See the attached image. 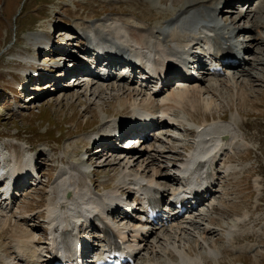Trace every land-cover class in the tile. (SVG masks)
<instances>
[{"label": "bare ground", "instance_id": "obj_1", "mask_svg": "<svg viewBox=\"0 0 264 264\" xmlns=\"http://www.w3.org/2000/svg\"><path fill=\"white\" fill-rule=\"evenodd\" d=\"M128 1L131 2L130 0ZM161 1L164 2L165 0ZM174 1L175 4L173 3V5H178L177 0ZM210 1V6H212L213 13L216 16H221L222 14L227 13V16L229 15L231 19L233 18L232 22L234 24L239 23L241 20L248 19L249 21H252V19L248 18L250 13L247 11L244 13L240 12L238 17H233L234 11H236L235 2L237 0ZM259 5H261L264 9V1L260 2ZM206 6L207 2L205 4L203 0H186L183 5L177 9L179 12L174 18L175 21L173 20V24H178L179 20L184 18V15H186L190 10ZM224 7H228V9H223ZM198 17L199 16H196L193 21L183 19L180 26L173 25L171 30L166 34L162 33L161 30L156 31L152 26H145L135 21L132 23L130 17L129 19L127 18L128 21H125L117 16H109L103 19L101 18L98 22L96 21L92 24L89 23L88 25H82L80 28L85 30L87 34L88 32L94 31L98 37L109 41L107 45L114 50L111 51V53L114 54L129 53L137 56L140 60L145 61L147 60L149 54L153 52L155 55L153 63L158 67L161 66L159 68V73L161 75L164 74V67L162 65L163 60H165L166 57H180L184 55H192L196 57L200 56L197 52L204 49V45L207 44L208 38L211 39L213 45L216 44L220 46L226 44L228 40H230V38L225 39L224 35L236 32L238 35H242V33H246L254 29L258 32L256 39H264L262 34V31L264 30V22L261 20L257 19L256 21H252L249 26L244 25L243 27H233L232 25L222 23L215 18L213 20H209V24L202 25V27L199 28L198 23L200 20H198ZM203 18L206 19V16ZM64 22L68 23V21ZM159 22L160 21H157V23ZM163 22L166 23V20ZM65 26V23L62 25H60V23H56L52 34H55L61 27H63V31L66 30L67 28L64 29ZM155 27H159V24H155ZM192 28H196V31H191L190 29ZM59 31L63 32L61 30ZM69 31L71 32L72 28L69 29ZM74 34L75 35L72 37H77L76 33ZM51 36L52 35L48 32L45 39L41 34L31 36V41L34 44L38 43L35 44V53L53 52V55H46L52 61L67 59L63 65L64 69H61L66 71L64 80H67L68 78L70 79V75L73 72L81 74L83 72L87 73L85 74V79L89 76L92 77V75L89 74L90 70L86 69L84 61L82 64L78 61H74L73 68H68L70 65L69 63H71L68 57L72 55H67V53L64 52L67 50L65 45H71L73 43V45H76V42H74L76 39L68 38L65 45L60 46L55 43L52 44V41L50 40L52 38ZM47 46L51 47L47 49ZM246 48H249V46L246 45ZM77 57H75V60ZM112 61L113 64L118 62L119 56L113 55ZM245 63L246 61L244 60L236 66L243 67L241 75H235L236 73L230 74L229 72L226 77L216 80H209L206 78L207 75H203L199 78L190 79L185 83H180L178 86L173 87L170 90L169 88H164L160 91H150V88L146 86L137 85L135 76L122 77L118 80L121 84H108L107 86L98 83H107V80L100 77H92L93 79L95 78L94 80L91 79L92 82L77 78L72 84L73 88L86 86V90H91L89 96L88 94L73 95L77 103H81L82 96L87 97L89 102L85 107V112L92 111L96 115V111L93 110L96 106V98H103L102 95L104 93H108V95H110V100H107L109 102H106L107 106L110 105V107L103 110L104 115L100 116V122L102 124H100L101 126H99L96 133L93 132L90 135L93 140L90 141V139H88L89 145L87 144L86 152L89 154L88 160H94V158L98 155H103L104 158L108 155L106 160L107 163L111 166L115 165L114 167L120 166L121 168H119L121 169V172L119 175L121 183L118 180L120 186L114 190L111 189V191L107 188L104 189V191L96 190V183L93 184L95 186L93 189L91 187L80 186V175L85 171V167L82 162L78 164L72 163L71 165L60 167V171L58 175H56L57 177H55L56 179L53 184L54 190L51 188L52 193L55 194V198L52 201H49L45 212V218L41 222L37 223L36 219L43 214L40 212L26 211L25 216H17L18 219L22 220L25 226L17 220L14 222L15 224H19L21 226H17L18 229L21 228V230H15L11 236L15 241L16 250L13 252L16 255L15 259H18V261L24 264H42L45 251L44 248L46 245L55 243L59 241L60 237L64 236L69 237L71 243L73 241V237L75 236L74 230L81 229L82 231L84 223H88L90 218L96 219V221H100L103 224V220L108 218L107 214L110 215L111 213H120V195L123 193L127 194L128 197L135 195L136 200H142L141 196L146 195L148 197L149 195V201H154L156 204H159L164 199L165 195L169 193V185L178 186L179 183L181 185V178L182 180H185V185L183 188L179 185L180 188H176L174 190V195L177 193H183L186 190H192L193 186L196 185V182L199 184L197 188L198 190L208 188L213 189L218 183L219 175H221L219 166L222 164L223 157L227 156L229 151L239 148L243 141H245L244 137H239L237 133L238 131L236 130L237 127L242 128V123H238L237 114L240 115V113L238 112L237 114L232 115L229 120L220 118L219 120L213 119V121L210 122L205 120L197 124L195 121L189 119L190 112L198 111L200 107H203L206 111L211 110L213 106L218 105L216 98L218 95H221L220 92L225 87H231L236 94L234 95L232 90H230V93L236 97L243 95V90L239 92V87H242L241 81L244 82L249 80V78L254 77V74L250 73L249 70L244 67ZM58 64L59 63L55 64V68L59 66ZM48 75L51 76V74ZM170 75H173V72H170ZM44 76L45 74L43 73V77ZM29 79L30 81L35 80L33 76L29 77ZM60 79L61 78H57L55 82H58ZM96 79L97 81H95ZM61 80H63V77ZM162 80H167V82L170 83L173 80V77H170L165 73ZM259 80L262 79L260 78ZM96 86L98 88L95 89ZM37 88L39 87L37 86ZM59 89L60 88H58V90ZM114 92H118V94H115ZM84 93L87 92L85 91ZM1 95L2 97H5L6 93L1 92ZM245 98L246 97L243 99ZM111 100L114 102L113 105ZM117 106L119 108H117ZM188 107L190 112L188 109V111L186 110ZM152 112L155 115H159V121H157L156 124H159L160 126L162 125V127H160L161 129L168 126L174 127L176 119L177 121H180L179 119H183L184 121L196 123L197 128L204 125L203 129L197 131L195 147L187 154V157H183L180 160L179 164H176L174 160L175 158L170 156L172 154V150H169V148L164 146L156 147L153 145V142H151L154 140L157 143L165 144L166 141L169 142L171 138H176L166 132L154 134L152 137H150L149 132L145 133L139 139L141 144L135 147L134 150L128 151L127 153L117 154L114 151L115 147H113L112 144H108L100 151L96 149V143H100L111 138L107 137L106 132L107 129L113 128L115 122L126 124L127 119H122V117L119 118L121 115L131 114V117H141L144 116L145 113ZM179 113H181L180 116L178 115ZM173 115L178 116L179 118H173ZM171 120H173V122ZM166 122L172 124H167ZM187 132L193 133L194 131L187 129ZM225 135L226 138L222 137ZM208 150H210L209 155L212 156L210 158L211 165L207 164L204 159V154ZM175 153L180 154L177 151H175ZM44 157V151L35 153V165L40 167L43 176L44 167L52 160V157H46L47 161L42 165V163H39L38 158ZM231 157L232 156L229 157L230 159L228 158L227 162L233 160ZM161 158L165 160H161ZM158 162L160 164H158ZM165 162L167 163L165 164ZM233 163L234 162H230V164L226 166V173L236 170ZM14 168L17 169L20 174L23 172L26 174L24 169H27V163L22 160L20 165ZM176 171H178V173ZM180 174H182V177H180ZM22 182L23 180H20L19 183ZM226 182L227 180L225 183ZM225 183L221 185V192L225 190ZM43 184L44 182H42L41 179L37 184L39 185L37 188ZM18 187H20L19 184ZM218 191L216 190V192ZM68 192H71L70 196H66ZM18 198L19 197H16L14 194L6 197V194L1 193L0 207L7 212H11L14 204L18 201ZM210 204H213L212 208L209 207L213 210L218 206L215 200L210 202ZM158 211L161 214L160 217H156L158 221L155 223H151L149 221L143 222L141 221L140 216H131L129 218V223L115 222L110 225L113 229L122 233L127 241H130V243H128L136 257L139 255H156L160 252L167 256L163 262H154L146 259L144 263L138 264H202L203 261L216 257L220 254L217 249L212 247L213 242H216L219 239L210 241V235L219 232L220 228H215L210 225L209 213L207 211H187L185 212L186 214H178L177 212L168 214L166 211H163V209H159ZM248 215L249 213L244 214V216ZM165 216H169L170 219L165 223L160 224V219H163ZM8 219H6L5 222H8ZM39 227H41V233L45 228H51L52 231L55 232V238L53 240H46L44 236H40L37 233L40 231L38 230ZM249 230V228H246L244 230L245 232H242L243 236L238 235L235 234L236 225H231V227L226 230L231 236V243L227 249L232 248L245 250L251 247L249 244L234 245V240L236 241V239L241 240L243 238H248L250 234L246 233V231ZM187 235L197 237L198 241L201 243H207L206 239H209V243H207L206 246L202 245L205 248L203 255H193L192 252L194 249L191 250L190 253V248L197 246L198 243L194 245L195 239L190 238ZM185 238L192 239L190 240V248L188 246V241H186ZM173 256H177L178 260H172ZM9 259L10 256L0 254V264H11ZM210 259L208 261H210Z\"/></svg>", "mask_w": 264, "mask_h": 264}, {"label": "rangeland", "instance_id": "obj_2", "mask_svg": "<svg viewBox=\"0 0 264 264\" xmlns=\"http://www.w3.org/2000/svg\"><path fill=\"white\" fill-rule=\"evenodd\" d=\"M130 1L0 0V91L3 90L2 92L6 93V96L2 97L0 92V144H5L9 152H15L17 156H20L23 147L33 146L37 152L44 151L45 157L39 159L42 165L46 163V157H52V160L44 167V175H47L44 176L42 181L45 183L39 188L30 187L22 197H19L13 211L7 212L0 209V254L10 256L9 260L12 264H23L15 259L16 255L13 253L16 248L15 241L11 237L12 233L15 230H21L17 227L20 225L14 222L17 220L25 226L17 216H23L26 211L45 214L49 201L55 198L51 188H53L60 167L72 163L77 164L75 162L80 163L81 160L86 172L80 175V186L88 187L87 184H89L93 188L92 184L96 183L98 189L104 191L102 186H105L104 189L107 188L106 186L115 189L121 183L119 175L121 167H114L115 165L111 166L107 163L108 155L105 158L103 155H98L95 157L96 159L88 160L89 162L85 161V154L79 155L82 152L88 153L86 152L87 144L89 145L88 139L92 132H96L101 126L100 116L104 115V109L110 107L106 103L109 102L107 100H110V95L104 93L103 98H96V106L93 109L96 111L95 115L92 111L85 112V107L89 102L87 97L82 96L81 103H77L73 96L74 94H88L89 96L91 90H86V86L73 88V81L64 80L61 83L68 86L57 90L56 86L51 84L38 86L39 81L34 80L32 81V87L38 91H33L32 94L38 96V99L31 100L32 97H27L20 90L19 84V81L22 83L27 81L28 78L25 76L31 72V68L14 59L32 58L36 55V61L43 66L57 63V60L52 61L46 56L47 54L53 55V52L35 53L36 47L31 41V36L41 34L45 39L48 32L52 35L50 39L52 44L62 46L73 35L69 28L92 24L109 16H117L125 21H128L130 17L132 23L135 21L152 27L159 24L160 27H163L165 24L163 21H169L177 15L179 12L177 9L186 0H177L178 5L175 6L173 5L174 0H165L164 2L161 0ZM203 1L205 4L207 2V6L190 10L185 15L186 19L193 21L196 16L202 17V15L214 17L209 3L211 1ZM263 1L248 0L249 6L247 8L243 6L244 1H242L239 3L238 9L236 8V11H234L233 17H238L241 9H247L246 11L250 13L249 19H252V21L258 19L264 22V9L259 5ZM223 9H228V7ZM216 18L218 21L233 25V18L227 16V13ZM64 21H68V23ZM157 21L160 22L157 23ZM252 21L248 19L241 20L234 26H249ZM56 23H60V25L65 23L64 29H67L63 31V27H61L55 34H52ZM257 34V30L254 29L244 34V39L247 41V45L250 46L248 63L245 68L253 73L254 77L244 82L241 81L242 87H239V92L243 90V95L236 97L234 96L236 92L231 87L224 86L225 88L220 92L221 95L216 98L218 105L213 106L211 110L206 111L203 107H200L198 111L190 112L189 107L186 108L190 112L189 119L198 123L205 120H219L220 118L228 120L232 115L239 112L240 115L237 114L238 122L242 123V128L237 130L238 134L245 138V146L240 149L242 151L239 150L240 152H236L231 157L233 160L230 162H234L233 166L236 170H233L230 174L225 173L226 166L230 164V162H227L228 160L226 161L227 164L223 162L220 167L222 173L219 183L223 185L227 180L225 190L216 193L214 199L217 201L218 206L208 212L209 221L213 223L211 226L220 227L219 232L210 235V241L219 239L213 242L212 247L220 251V256L213 257L208 261L209 258L206 260V264H264V39H256ZM262 34L264 36V30ZM74 42H76V45H73V43L66 46L77 55H83L81 53L83 46L77 40ZM77 61L82 60L78 57ZM72 63H69L70 68L73 67ZM242 70L240 68L234 74L241 75ZM260 78L262 80H259ZM96 88L98 87L96 86ZM230 90L234 92V95L230 93ZM85 91L87 93H84ZM114 93L118 94V92ZM244 97L246 98L243 99ZM118 106L117 108H119ZM178 115L180 116L181 113ZM190 125V122L184 121L178 125V128L168 129L169 134H173L178 138H173L163 145L160 143V147L164 146L172 150L170 156L175 158L174 160L178 163L195 146L196 133L184 131ZM245 147L247 149H244ZM184 150L185 152H183ZM175 151L180 154L175 153ZM161 160L165 159L161 158ZM158 164L160 163L158 162ZM257 182L260 187L255 186ZM108 190L111 191V189ZM202 209L208 211L209 202ZM245 213H249L248 219L243 220L240 225L241 229L249 228L248 233L250 235L248 238H243L234 244L253 246L243 252L236 249H227L230 239L226 234V229L234 224L238 217H243ZM6 219H8V222H5ZM38 221H41V218ZM38 230L40 231L37 233L44 236L45 232L41 233V227ZM187 236L195 239L194 245L198 243L197 246L190 248V240L192 239L185 238L188 241L190 253L194 249L193 255L204 254L205 248L203 246L209 243V239H206L207 243H201L197 237ZM163 254L160 252L156 255H141L138 260L140 263L145 262L146 259L163 262L167 258ZM172 260L177 261V256H173Z\"/></svg>", "mask_w": 264, "mask_h": 264}]
</instances>
